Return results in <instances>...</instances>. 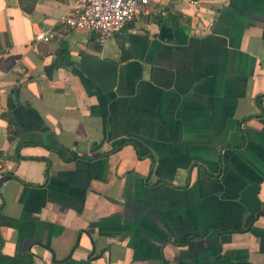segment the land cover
Instances as JSON below:
<instances>
[{"label":"crops","instance_id":"1","mask_svg":"<svg viewBox=\"0 0 264 264\" xmlns=\"http://www.w3.org/2000/svg\"><path fill=\"white\" fill-rule=\"evenodd\" d=\"M76 8L0 0V264H264V0H151L101 45Z\"/></svg>","mask_w":264,"mask_h":264},{"label":"built area","instance_id":"2","mask_svg":"<svg viewBox=\"0 0 264 264\" xmlns=\"http://www.w3.org/2000/svg\"><path fill=\"white\" fill-rule=\"evenodd\" d=\"M150 2L151 0H76L77 8L64 14L56 23L72 30H88L96 34V41L101 45L137 15L148 14ZM36 39L46 42L49 36L40 33Z\"/></svg>","mask_w":264,"mask_h":264},{"label":"water","instance_id":"3","mask_svg":"<svg viewBox=\"0 0 264 264\" xmlns=\"http://www.w3.org/2000/svg\"><path fill=\"white\" fill-rule=\"evenodd\" d=\"M78 69L95 84L100 92H109L116 87L117 63L111 60L81 53L78 61ZM8 176L0 179H7Z\"/></svg>","mask_w":264,"mask_h":264},{"label":"trees","instance_id":"4","mask_svg":"<svg viewBox=\"0 0 264 264\" xmlns=\"http://www.w3.org/2000/svg\"><path fill=\"white\" fill-rule=\"evenodd\" d=\"M27 11H30V10L27 9ZM66 54H67V52H65L64 44H63L62 47H61V51L58 52V57L60 59H63ZM262 98H263V95H261V96H259V97L256 98V104H257V106L260 109H262V105H261ZM2 117L5 118V119H7L8 122H9V140H12L14 137H16L18 135V129H17V125L15 123V120L12 117L11 114H2ZM243 138H244V135H243ZM243 141H244V139H243ZM126 143H128V142L125 141V140H121V141L115 142L114 145H113V147H112V149L109 152H107L105 154H102L101 157L102 156L105 157L108 154L117 151L118 149H120V147H122ZM47 166H48V164H47ZM46 174H47V172H46Z\"/></svg>","mask_w":264,"mask_h":264},{"label":"rangeland","instance_id":"5","mask_svg":"<svg viewBox=\"0 0 264 264\" xmlns=\"http://www.w3.org/2000/svg\"><path fill=\"white\" fill-rule=\"evenodd\" d=\"M107 46H108V44H107ZM104 47H105V45H104Z\"/></svg>","mask_w":264,"mask_h":264}]
</instances>
